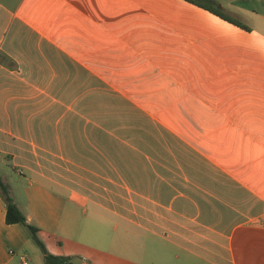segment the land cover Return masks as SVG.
Returning a JSON list of instances; mask_svg holds the SVG:
<instances>
[{"label":"crops","instance_id":"0c3cea01","mask_svg":"<svg viewBox=\"0 0 264 264\" xmlns=\"http://www.w3.org/2000/svg\"><path fill=\"white\" fill-rule=\"evenodd\" d=\"M227 7L0 0V175L50 254L264 264V0ZM6 218L0 264H45Z\"/></svg>","mask_w":264,"mask_h":264},{"label":"trees","instance_id":"16d2710c","mask_svg":"<svg viewBox=\"0 0 264 264\" xmlns=\"http://www.w3.org/2000/svg\"><path fill=\"white\" fill-rule=\"evenodd\" d=\"M186 1L192 3L196 6L206 8L202 4V0H186ZM207 10H209L211 13L221 17L222 19H224V20H226V21H228V22H230L236 26L242 27L243 29L248 30V31L250 30V28H248L247 26L240 25L239 23H236L234 20L225 18L222 15L221 11L218 9H207ZM0 193L2 194L4 200L7 204V218H6L7 224H9V225L20 224L28 230V232L32 238V241L42 251V253L44 255L45 264H71V260L69 258L54 256L48 252L46 246L44 245V243L41 241V239L39 237L40 229L28 222L26 215L17 206V204H16V202H15V200L11 194L10 189L4 183L1 175H0Z\"/></svg>","mask_w":264,"mask_h":264},{"label":"rangeland","instance_id":"374dc122","mask_svg":"<svg viewBox=\"0 0 264 264\" xmlns=\"http://www.w3.org/2000/svg\"><path fill=\"white\" fill-rule=\"evenodd\" d=\"M232 0H202V4L206 7H209L210 9H218V10H222L221 8H227L230 9L228 6L229 2H231ZM226 14H229V12H225ZM114 79H120V76H115L113 77ZM128 80V79H127ZM127 83V82H126ZM151 90V89H149ZM122 94V93H121ZM139 94H144V99L146 101H152L154 99H158V101L162 100L161 97L157 96L158 94H156L154 96V94H152V91H145L144 93L139 92ZM120 101V100H116ZM128 113V109H121V108H114V116H121V115H126ZM36 250L38 255H43L42 251L40 250V248H38L37 246H33ZM96 258V262L95 264H103L100 263L99 258L97 257V255H95ZM29 264H39L34 258H29ZM72 264H84L83 260L80 257H76L74 259H72Z\"/></svg>","mask_w":264,"mask_h":264},{"label":"built area","instance_id":"2783aa9c","mask_svg":"<svg viewBox=\"0 0 264 264\" xmlns=\"http://www.w3.org/2000/svg\"><path fill=\"white\" fill-rule=\"evenodd\" d=\"M22 264H29V259L28 258H22Z\"/></svg>","mask_w":264,"mask_h":264}]
</instances>
